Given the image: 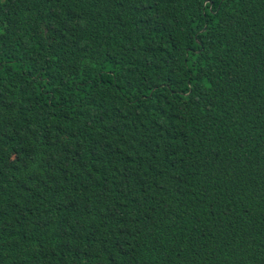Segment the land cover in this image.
<instances>
[{
  "label": "trees",
  "instance_id": "16d2710c",
  "mask_svg": "<svg viewBox=\"0 0 264 264\" xmlns=\"http://www.w3.org/2000/svg\"><path fill=\"white\" fill-rule=\"evenodd\" d=\"M0 264H264V0H0Z\"/></svg>",
  "mask_w": 264,
  "mask_h": 264
}]
</instances>
